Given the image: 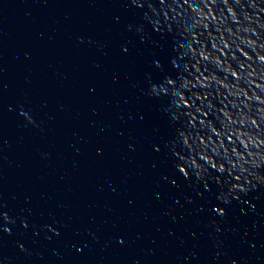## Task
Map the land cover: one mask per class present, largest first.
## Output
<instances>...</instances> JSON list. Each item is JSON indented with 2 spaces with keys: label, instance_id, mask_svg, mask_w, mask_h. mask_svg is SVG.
<instances>
[{
  "label": "water",
  "instance_id": "1",
  "mask_svg": "<svg viewBox=\"0 0 264 264\" xmlns=\"http://www.w3.org/2000/svg\"><path fill=\"white\" fill-rule=\"evenodd\" d=\"M261 158L264 0H0V264H264Z\"/></svg>",
  "mask_w": 264,
  "mask_h": 264
},
{
  "label": "snow or ice",
  "instance_id": "2",
  "mask_svg": "<svg viewBox=\"0 0 264 264\" xmlns=\"http://www.w3.org/2000/svg\"><path fill=\"white\" fill-rule=\"evenodd\" d=\"M213 167H214V165H213ZM180 172L183 173V174L185 175V170H184V169H180ZM204 187L207 188L208 185L205 184ZM234 194H235V193L230 192L228 195H234ZM221 197H224V193H223V192L220 193V199H221ZM221 200H223V201L226 202V201H227V198H224V199H221ZM222 209H224V208H221V207H218V208H217V211H218L221 215L224 214V210H222Z\"/></svg>",
  "mask_w": 264,
  "mask_h": 264
},
{
  "label": "clouds",
  "instance_id": "3",
  "mask_svg": "<svg viewBox=\"0 0 264 264\" xmlns=\"http://www.w3.org/2000/svg\"><path fill=\"white\" fill-rule=\"evenodd\" d=\"M237 2H238V0H237ZM161 3H163V0H161ZM185 3H187V0H185ZM174 62L177 63V60H175ZM170 85H172L171 81H169V83H168V87H169ZM169 88H170V87H169ZM161 90H163V89H161ZM153 91H155V88H153ZM261 161H264V158H261ZM249 176H251V180L248 181L249 183H252L253 181L258 182V180H259L258 177L254 176V175L251 174V173H249ZM241 190H243V189H241ZM5 231H7V229H5Z\"/></svg>",
  "mask_w": 264,
  "mask_h": 264
}]
</instances>
